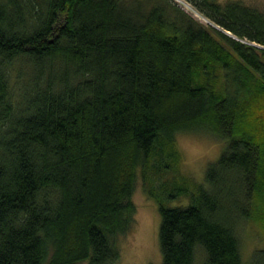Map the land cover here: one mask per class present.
I'll return each instance as SVG.
<instances>
[{
    "label": "trees",
    "instance_id": "16d2710c",
    "mask_svg": "<svg viewBox=\"0 0 264 264\" xmlns=\"http://www.w3.org/2000/svg\"><path fill=\"white\" fill-rule=\"evenodd\" d=\"M188 1L214 25L171 0H0V264H117L137 170H176L175 135L203 129L228 143L208 187L161 180L191 198L158 200L163 264H243L236 227L264 208V12Z\"/></svg>",
    "mask_w": 264,
    "mask_h": 264
},
{
    "label": "rangeland",
    "instance_id": "374dc122",
    "mask_svg": "<svg viewBox=\"0 0 264 264\" xmlns=\"http://www.w3.org/2000/svg\"><path fill=\"white\" fill-rule=\"evenodd\" d=\"M171 1L178 4L180 8L189 13L192 18L199 21L203 26L209 27L214 24L212 20H208L193 7L188 0ZM230 1L242 2L244 5L256 7L264 12V0H218V2L223 4ZM187 4L193 9L190 10L189 7H186L185 5ZM193 10L199 12L202 17L193 12ZM170 21H172L171 18ZM175 137V147L180 154L176 170H163L160 179H155V174L153 173L154 180L152 182L144 179L141 168L137 170L136 184L132 192V201L136 205L134 223L132 229L127 234L122 235L118 241L120 258L117 264H163L159 235L161 214L159 213L158 200H165L171 207L188 205L191 202L189 196L185 195L170 199L169 195H171V192L168 189L174 187L173 179L178 177L187 178L191 183V191H195L197 184H203L208 187L205 179L207 167L220 158L228 143L227 140L219 139L205 129L184 130L177 133ZM150 177L152 178V174ZM161 180L166 181L165 186L168 189L161 187ZM152 187L158 193L157 196H151L148 193V189ZM251 209V214L247 218L241 219L236 227L241 242L243 264H253L255 255L258 251L264 249V227L262 219L260 220L259 217L261 214L259 212L264 210V208L262 205L257 206L254 203ZM196 255L194 264H203L206 258L204 250L199 249ZM80 264H88V262L84 261L80 262Z\"/></svg>",
    "mask_w": 264,
    "mask_h": 264
},
{
    "label": "water",
    "instance_id": "95a60500",
    "mask_svg": "<svg viewBox=\"0 0 264 264\" xmlns=\"http://www.w3.org/2000/svg\"><path fill=\"white\" fill-rule=\"evenodd\" d=\"M212 25H214V24H212ZM215 27L218 28L219 30H220V29L223 30L224 32H226V33H227L228 35H230V36H231V34H232V33H230L229 31H226V30H224V29H222V28L217 27L216 25H215Z\"/></svg>",
    "mask_w": 264,
    "mask_h": 264
},
{
    "label": "bare ground",
    "instance_id": "6f19581e",
    "mask_svg": "<svg viewBox=\"0 0 264 264\" xmlns=\"http://www.w3.org/2000/svg\"><path fill=\"white\" fill-rule=\"evenodd\" d=\"M183 3V2H182ZM183 4H185V3H183ZM186 7H189V9L191 10V9H193L192 7H190L188 4L187 5H185ZM193 12H195L197 15L199 14V12H196V11H194L193 10ZM199 16H200V14H199ZM200 17H202V16H200Z\"/></svg>",
    "mask_w": 264,
    "mask_h": 264
}]
</instances>
